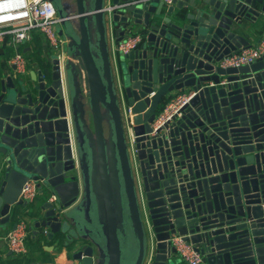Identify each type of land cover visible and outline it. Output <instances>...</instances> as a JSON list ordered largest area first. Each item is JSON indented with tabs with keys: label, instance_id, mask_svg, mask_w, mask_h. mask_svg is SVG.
I'll return each mask as SVG.
<instances>
[{
	"label": "water",
	"instance_id": "1",
	"mask_svg": "<svg viewBox=\"0 0 264 264\" xmlns=\"http://www.w3.org/2000/svg\"><path fill=\"white\" fill-rule=\"evenodd\" d=\"M52 1L62 54L0 83V223L30 216L80 264H190L178 239L200 264H264V54L224 64L264 0Z\"/></svg>",
	"mask_w": 264,
	"mask_h": 264
},
{
	"label": "built area",
	"instance_id": "2",
	"mask_svg": "<svg viewBox=\"0 0 264 264\" xmlns=\"http://www.w3.org/2000/svg\"><path fill=\"white\" fill-rule=\"evenodd\" d=\"M167 5L173 0H164ZM62 19L58 15V10L52 0H0V44L19 45L32 38L33 30H39L48 38L50 49L54 54L61 55V49L65 39L56 31V25ZM140 35H132L120 42L118 49L127 53L135 49L141 42ZM264 54V31L261 39L253 46L233 53L224 59L225 65L240 66L251 64ZM11 64L15 66L12 76L20 78L29 73V61L26 54L17 50L11 58ZM188 96L180 95L167 103L164 107L159 121L168 119L186 101ZM39 195V188L34 181H27L22 189L21 198L28 202H34ZM57 199L52 194L50 201ZM30 232L27 218H21L17 222L16 228L6 233L4 238L12 253L19 257H25L29 251L26 244ZM178 251L190 264H200L203 256L197 252L192 244L182 240H177ZM25 264V263H24ZM28 264V263H27ZM29 264H57L55 262H39ZM75 264V263H68Z\"/></svg>",
	"mask_w": 264,
	"mask_h": 264
},
{
	"label": "crops",
	"instance_id": "3",
	"mask_svg": "<svg viewBox=\"0 0 264 264\" xmlns=\"http://www.w3.org/2000/svg\"><path fill=\"white\" fill-rule=\"evenodd\" d=\"M247 31L249 33L248 40L250 43L256 44L261 39L264 31V15L259 17L255 22L248 24ZM17 50L32 57V59L29 60V73L25 75L23 79L27 84L34 83V72H46V68H50L51 58L49 59V56L52 51L49 46L48 38L41 31L33 30L32 38L19 45L0 44V83L1 79L9 74H13L14 69L12 68L11 58ZM170 101L167 100V103H170ZM167 103H165V105ZM42 200V197L38 195L35 200L36 202L32 204V208H38L42 204ZM24 217L27 218L29 222L30 232L26 240L29 251L25 257H19L11 252L4 236L8 231L14 228L15 222H18ZM21 218H11L7 223H0V264H29L47 261L57 264H80L79 261L71 260L67 249L63 248L62 250H56L54 249V242L48 240L46 237L40 238L34 236L33 218L26 215Z\"/></svg>",
	"mask_w": 264,
	"mask_h": 264
},
{
	"label": "rangeland",
	"instance_id": "4",
	"mask_svg": "<svg viewBox=\"0 0 264 264\" xmlns=\"http://www.w3.org/2000/svg\"><path fill=\"white\" fill-rule=\"evenodd\" d=\"M26 57H27L28 61L32 59V57L30 55L26 54ZM20 79H24V76H21ZM35 202L36 201L32 202V204H34ZM31 245H32V243H31Z\"/></svg>",
	"mask_w": 264,
	"mask_h": 264
},
{
	"label": "trees",
	"instance_id": "5",
	"mask_svg": "<svg viewBox=\"0 0 264 264\" xmlns=\"http://www.w3.org/2000/svg\"><path fill=\"white\" fill-rule=\"evenodd\" d=\"M48 262V261H47ZM18 264H24V263H18Z\"/></svg>",
	"mask_w": 264,
	"mask_h": 264
},
{
	"label": "flooded vegetation",
	"instance_id": "6",
	"mask_svg": "<svg viewBox=\"0 0 264 264\" xmlns=\"http://www.w3.org/2000/svg\"><path fill=\"white\" fill-rule=\"evenodd\" d=\"M38 197V196H37ZM37 199V198H36Z\"/></svg>",
	"mask_w": 264,
	"mask_h": 264
}]
</instances>
